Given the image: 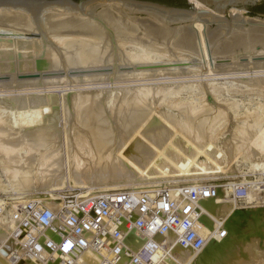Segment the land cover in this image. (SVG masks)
Instances as JSON below:
<instances>
[{
  "label": "bare ground",
  "instance_id": "bare-ground-1",
  "mask_svg": "<svg viewBox=\"0 0 264 264\" xmlns=\"http://www.w3.org/2000/svg\"><path fill=\"white\" fill-rule=\"evenodd\" d=\"M191 1L198 8L193 14L117 0H90L83 4V14L68 6H44L42 37L24 8L0 5V79L62 81L67 69L74 82L137 81L184 66L199 73L201 63L207 77L191 79L188 73L187 79L169 80L174 82L170 85L149 82L75 89L61 99L68 119L64 134L49 112L52 104L35 103L21 110L16 106L19 111L11 116L9 99L7 105L0 100V192L5 194L0 204L10 197L29 199L39 189L48 194L69 187L86 192L98 188L90 193L100 194L108 189L126 191L132 184L125 183L158 178L175 183L171 189L177 192L181 183L225 179L236 161H247L254 171L264 168V18L233 8L229 19ZM258 63L256 74L241 75L242 65L253 68ZM25 66L36 72L20 73ZM80 67H86L85 71H70ZM210 96L214 104L209 103ZM243 96L257 102L246 107ZM154 116L159 124H152ZM232 120L236 122L231 125ZM223 151L229 153L227 163L222 161ZM198 155L203 156L200 161H196ZM226 191L204 198L201 233L207 241L196 251L179 248L180 259H193L192 264H264V197L257 199L249 190L245 200L251 211L233 209L224 237L217 223L213 225L232 212L234 199L230 203L232 194ZM52 197L45 202H55ZM6 211L0 216V264H11L10 234L17 225L10 218L11 210ZM105 256L111 260L109 254ZM98 261L95 252L87 251L78 264ZM166 264L175 261L167 259Z\"/></svg>",
  "mask_w": 264,
  "mask_h": 264
},
{
  "label": "built area",
  "instance_id": "built-area-1",
  "mask_svg": "<svg viewBox=\"0 0 264 264\" xmlns=\"http://www.w3.org/2000/svg\"><path fill=\"white\" fill-rule=\"evenodd\" d=\"M260 177L235 181L224 189L229 187L238 203L245 202L250 188L264 197V176ZM57 191L60 201L52 205L11 197L0 204V216L11 210L10 218L17 224L11 238L15 246L21 241L23 248V253L17 249L11 253L14 263L29 258L37 264H78L91 251L99 255V264H163L178 248L203 246L200 202L217 193L208 184H182L177 192L159 186L87 197L79 189ZM105 254H111V260Z\"/></svg>",
  "mask_w": 264,
  "mask_h": 264
},
{
  "label": "rangeland",
  "instance_id": "rangeland-1",
  "mask_svg": "<svg viewBox=\"0 0 264 264\" xmlns=\"http://www.w3.org/2000/svg\"><path fill=\"white\" fill-rule=\"evenodd\" d=\"M232 13H233V11L231 10L230 12H229V14H227V15H225V16H227L229 19H231V17H232ZM243 13L245 14V15H247V16H250V14L248 13V12H246V11H243ZM259 58H260V56H259ZM261 59V58H260ZM201 62V61H200ZM259 65L257 66V64L256 65H254V67L252 68V66H250L251 67V69H250V67L249 66H244V65H242L241 66V70H242V67H244L243 68V70L246 72H244L243 70H242V74L241 75H253V73L254 74H256L257 73V71H255V70H257L258 68H260V65H261V63H258ZM256 66V67H255ZM24 67V66H23ZM202 67V68H201ZM247 67L249 68V69H247ZM28 68H30V67H26L25 66V70H24V68L23 69H19V72L21 73V72H24L25 71V73H27V75H30V74H33V73H35L36 71H35V69L32 71V68H30L29 70H28ZM200 68H201V70H199V73H198V71L195 73V72H192L191 71V69L189 68V67H182V69L181 70H179L178 69V71H170V70H168V71H162L161 73L158 71L155 75H152L150 78L149 77H144V78H142V79H138L137 81L136 80H123V82L122 81H120V79L118 78L117 80H116V78H114V79H103V80H95V81H90V80H88V82H86L87 80H78V81H76V82H74L75 80L70 76V73H69V71L67 70V72H66V70H65V73H67V75H65V79L64 80H62V81H52V80H45V81H35V80H32L33 79V77H24V78H21V79H19V80H30V81H28V82H26V83H20L19 81L18 82H13V81H16L15 79L14 80H11L12 82H9L10 81V79L8 78V79H0V94H1V96H0V100H1V103H3V104H5V105H7V103H8V109H10L11 111H9V110H7V117H8V115L12 112H15L14 110H18L19 111V109L21 110L22 108H25V107H27V108H33V107H35V105L37 104V105H41L42 103V105H51V106H49V108H51V110L49 111L50 113H52V115H54V123L56 124V126H58V129L60 130V131H62L61 133L62 134H64V130H65V128L67 127V125H66V123H67V115H65L66 113H65V109H64V106H62L63 104H62V100L61 99H63L64 98V94H66V93H72V92H76L77 90H75V89H78V91H81V90H87V89H93V88H99V87H101V88H103L104 86V88L103 89H111V88H116V87H120V85H122V84H134V83H155L156 85H170V84H174V82L176 81H180V79L181 80H183V79H187L186 77H187V75L186 74H188V78H191V79H204V78H207L206 76H205V71L203 70L205 67H203V64L201 63L200 64ZM257 68V69H256ZM85 69H86V67H80V68H72V69H70V71H73V70H81V71H85ZM187 69H189V70H187ZM248 71H247V70ZM252 70V71H251ZM57 71V70H56ZM161 71V70H160ZM202 71H204L203 73H202ZM33 72V73H32ZM51 72H54L53 71V69L51 70ZM57 72H59V71H57ZM183 72V73H182ZM252 72V73H251ZM256 72V73H255ZM162 73H164V74H162ZM169 73V74H168ZM191 73H193V74H191ZM245 73V74H244ZM161 74V75H160ZM171 74V75H170ZM195 74V75H194ZM173 75V76H172ZM175 75H178V76H175ZM186 75V76H185ZM189 75L191 76V77H189ZM193 75V76H192ZM199 75H201V76H199ZM155 76V77H154ZM180 76H182V77H180ZM154 77V78H153ZM167 77V78H166ZM184 77V78H183ZM72 78V79H71ZM173 78V79H172ZM8 80V81H7ZM109 80V81H108ZM169 80H171V81H174V82H171V81H169ZM7 81V82H6ZM99 81V82H98ZM105 81V82H104ZM108 81V82H107ZM168 81V82H167ZM219 81H225V80H219ZM53 82V83H52ZM61 82V83H60ZM70 82V83H69ZM72 82V83H71ZM91 82V83H90ZM98 82V83H97ZM104 82V83H103ZM161 82V83H160ZM166 82V83H165ZM59 83V84H58ZM149 83V84H150ZM153 83V84H154ZM159 83V84H158ZM237 83V82H236ZM40 84V85H39ZM42 84V85H41ZM52 84V85H51ZM54 84V85H53ZM58 84V85H57ZM150 84V85H151ZM151 85V86H156V85ZM52 86V87H50V86ZM56 85V86H55ZM101 85H103V87L101 86ZM3 86V87H2ZM55 86V87H54ZM107 86V87H106ZM23 87V88H22ZM27 87V88H26ZM87 87V88H86ZM89 87H91V88H89ZM96 88V89H97ZM101 88H99V89H101ZM55 89V90H54ZM81 89V90H80ZM35 91H37V92H35ZM51 91V92H50ZM29 92H31V93H29ZM29 93V94H28ZM9 94V95H8ZM47 94H48V96H47ZM50 94V95H49ZM51 94H53V95H51ZM56 94V95H55ZM5 95V96H4ZM7 95V96H6ZM30 96L31 98H29L28 96ZM37 97H35V96ZM44 95V96H43ZM58 95V96H57ZM61 95L63 96V97H61ZM9 96V97H8ZM25 96V97H24ZM33 96V97H32ZM42 96L44 97V98H42ZM56 96V97H55ZM1 97H7L6 99H3V98H1ZM11 97V98H10ZM47 97V98H46ZM59 97V99H57ZM30 100H29V99ZM46 98V99H45ZM238 98H242L241 96L240 97H238ZM243 98L244 99H242V101L245 103L244 105L246 106V107H248V105H249V107H252V105L254 104H252V102H257L256 101V99H254V100H252V98L251 97H245V96H243ZM8 99H9V101H8ZM40 99V100H39ZM42 99V100H41ZM52 101H51V100ZM213 99V97H211L210 96V98L208 99V101H209V103L210 104H214L215 102H214V99ZM251 100V101H249V100ZM22 100V101H21ZM27 100V101H26ZM59 100V101H58ZM3 101V102H2ZM4 101H6V102H4ZM8 101V102H7ZM11 101H12V103H11ZM212 101V102H211ZM49 102H50V104H49ZM36 103V104H35ZM57 103H59V104H57ZM10 104H13V106H11ZM21 104V105H20ZM20 105V106H19ZM31 105V107H29ZM36 105V106H37ZM243 105V106H244ZM19 108H17V107ZM56 107V109H55V107ZM61 106V107H60ZM242 106V107H243ZM59 107V108H58ZM163 109L164 108H166L167 106L166 105H163V106H161ZM54 108V110L52 111V109ZM57 108H58V111H57ZM8 111H9V114H8ZM52 111V112H51ZM63 112V113H62ZM50 113H48V114H50ZM56 113H57V115H56ZM65 113V114H64ZM11 115V114H10ZM13 115V114H12ZM11 115V116H12ZM11 116H9V117H11ZM59 116V117H58ZM50 116H48V117H46L47 119L49 118ZM56 118V119H55ZM64 118V119H63ZM154 118V119H153ZM57 120V121H56ZM60 121V123H59V121ZM64 120L66 121L65 123H64ZM151 120H152V124H159L160 122H159V120H158V117L157 116H154V117H152L151 118ZM236 122V120L234 121V120H232V122H231V125L233 124V123H235ZM58 123V124H57ZM62 123V124H61ZM64 123V124H63ZM62 125V126H61ZM60 127V128H59ZM62 127V128H61ZM228 152H224L223 151V155H222V157L223 158H225V159H223L222 158V161L223 160H225L226 161V163H227V160H229L228 158H229V153L227 154ZM225 154V155H224ZM227 155H228V158H227ZM203 158V156L202 155H198L197 157H196V161H200L201 159ZM227 159V160H226ZM247 161H236L234 164L232 163L231 165H230V167H233V172L231 171V172H229V174H226L225 175V179H224V176H222L220 179L218 178V180H213V181H210V182H205V183H202V184H208V185H211V186H214L216 189H217V193H216V195L214 196V197H212V198H216L217 196H219V194H222L223 193V190H228V191H226V192H229V187H227L226 189H224V187H225V185H228L229 183H232V182H235V181H243L244 179H246V180H244V181H253L254 180V177L256 176V177H259V176H261L260 178H262V176H264L263 174H264V168H259L260 170H258L257 168L255 169V171H254V169H252V168H249V166H248V162L246 163ZM249 168V169H248ZM250 170H252V171H250ZM262 170V171H261ZM0 171H2V168H1V166H0ZM231 173V174H230ZM244 173V174H243ZM239 174V175H238ZM228 175V176H227ZM240 176V177H239ZM227 177V178H226ZM242 177H245V178H243L242 179ZM163 179L164 178H158V179H155V180H153V181H149V182H140V181H138V182H131V183H125V185H128V186H130V184H132L130 187H128V189H125V190H128V191H132V192H141L142 190H149V191H152L153 189L151 188H144V189H141V190H138V189H136L135 190V188H132L131 189V187H139V186H141V185H147V184H152V185H154V184H156V185H159V186H166V187H168V188H172L173 186H175V183H171V182H168V181H163ZM252 179V180H251ZM157 180H162V181H157ZM135 181V180H134ZM156 182V183H155ZM216 183V184H215ZM182 184H184V183H181V184H179L177 187H179L180 185H182ZM219 186H218V185ZM223 184V185H222ZM188 185H190V184H188ZM198 185V184H197ZM218 186V187H217ZM158 187V186H157ZM157 187H155L154 189H156ZM177 187H175V188H177ZM222 188H223V190H222ZM65 189H71L70 187L69 188H64V189H62V190H65ZM41 190H43L44 191V189H41ZM40 189H39V191L38 192H36V194H32L31 196H30V198L29 199H42V200H44V199H47L48 197H49V199L52 197V196H54L55 197V202H53L52 204H54V203H59V198H61L60 196H59V194H57L58 192H57V190L56 191H50L51 193H48L47 194V192L46 191H41ZM79 192L80 193H83L84 195L82 196V197H87V196H90V195H98V194H91L90 192L92 191V190H95V191H98V190H100V189H98V188H93V189H91L89 192H86L84 189H82V188H79ZM118 190H122V189H118ZM218 190H220V192L218 191ZM254 189H250V191L251 192H254L253 194H254V197L255 198H257V199H260L261 198V195H259V193L257 192V191H253ZM41 191V193H39ZM108 191H117L116 189L114 190V189H108L107 191H104V192H102V193H100V194H103V193H106V192H108ZM171 191L172 192H174V189H171ZM230 192H231V190H230ZM90 195H89V194ZM225 193V192H224ZM47 194V195H46ZM53 194V195H52ZM88 194V195H87ZM256 194H258V196H260L259 198L258 197H256L257 195ZM3 195H5V194H3L2 192H0V196H3ZM40 195V196H39ZM46 195V196H45ZM50 195V196H49ZM87 195V196H86ZM40 197H42V198H40ZM46 197V198H45ZM57 197V198H56ZM231 202L230 203H232V199H234L233 198V196L231 195ZM53 198V197H52ZM263 198V197H262ZM261 198V199H262ZM56 200H57V202H56ZM203 200L204 199H202L201 200V202H200V205H201V203L203 202ZM46 200H44V202H45ZM234 203H233V205H232V210H230V211H232L231 212V214L229 213L228 214V216L226 217V219H228V220H226L225 218H222L221 217V219H224V221L222 220L221 221V219L219 218L217 221H221L222 222V225L219 223V222H214V224L215 225H213V226H215L216 227V223H217V225L220 227V234L221 235H223L224 237H225V235H227L226 233L228 232V229L227 228H225V227H228V223H230L231 222V219L233 218V216H234V212H233V209H234V211H238V210H240V211H251L250 209H251V204L250 205H248L249 204V202L247 201L246 202V200H245V202L247 203H245V202H242V203H238V202H236V200L234 199V201H233ZM236 202V203H235ZM46 203V202H45ZM47 204V203H46ZM52 204H47V205H52ZM234 204H236L235 206H234ZM234 207V208H233ZM227 221V222H226ZM230 221V222H229ZM224 222V223H223ZM227 224V225H226ZM221 225V226H220ZM224 225V226H223ZM224 227V228H223ZM35 229V228H34ZM227 231H226V230ZM222 231V232H221ZM11 235H12V233L10 234V240L13 242L12 244H14V246H13V249H12V251L10 252V254H9V258H10V263L11 264H16V263H14V261L12 260V252L15 250V249H17L18 250V252H20V253H23V248H22V245H21V241H19L17 244L18 245H16L15 246V242L12 240V238H11ZM128 241H129V239H128ZM206 241H207V239H206ZM206 241L204 242V244H203V246L205 245V243H206ZM23 242V241H22ZM129 246L130 247H132V249H135V250H137V248H134L131 244H130V241H129ZM203 246H201L200 248H202ZM259 247H261V246H259ZM262 247H264V244L262 245ZM199 248V249H200ZM132 249H129L128 251L129 252H132V251H135V250H132ZM179 249V248H178ZM178 249H176L175 250V254H173L172 255V257L171 258H167V259H170V260H174L175 261V264H192V262H193V259H190V258H186V260H184V259H180L181 258V255H180V257H179V255H178ZM198 250V249H197ZM194 251H196V250H194ZM201 251V250H200ZM138 253V252H137ZM177 253V254H176ZM202 253V252H201ZM98 257H99V255H97ZM178 256V257H177ZM109 257L110 258H112L111 257V254H109ZM99 259H100V257H99ZM166 259V260H167ZM264 261V260H263ZM38 263V261L37 260H35V259H29V258H24V260L21 262V264H37ZM250 262H248V263H245V264H249ZM61 264H66L65 262H63V263H61ZM97 264H99V261H98V263ZM163 264H166V262H164Z\"/></svg>",
  "mask_w": 264,
  "mask_h": 264
},
{
  "label": "water",
  "instance_id": "water-1",
  "mask_svg": "<svg viewBox=\"0 0 264 264\" xmlns=\"http://www.w3.org/2000/svg\"><path fill=\"white\" fill-rule=\"evenodd\" d=\"M90 0H0V5H8L13 7L24 8L29 16L37 23L40 37L43 36V24L40 20V14L44 6H68L83 14V4ZM134 3L162 11L180 14H193L198 8L191 0H186L188 6L180 7L160 3L152 0H117ZM203 6L213 10L218 14L227 15L231 9L236 8L246 12H250V8L257 6L264 0H195ZM250 17L264 18L263 13L250 15Z\"/></svg>",
  "mask_w": 264,
  "mask_h": 264
},
{
  "label": "trees",
  "instance_id": "trees-1",
  "mask_svg": "<svg viewBox=\"0 0 264 264\" xmlns=\"http://www.w3.org/2000/svg\"><path fill=\"white\" fill-rule=\"evenodd\" d=\"M160 3H165L168 5H173V6H180V7H185L188 6L186 0H152ZM258 13H263L264 14V1L257 6L251 7L250 8V15H256Z\"/></svg>",
  "mask_w": 264,
  "mask_h": 264
}]
</instances>
